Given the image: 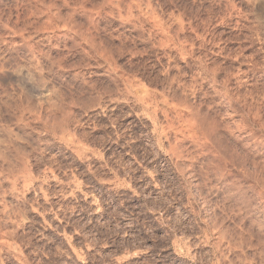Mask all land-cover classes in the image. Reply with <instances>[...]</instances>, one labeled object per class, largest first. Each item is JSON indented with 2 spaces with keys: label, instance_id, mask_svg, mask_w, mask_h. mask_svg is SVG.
<instances>
[{
  "label": "rangeland",
  "instance_id": "374dc122",
  "mask_svg": "<svg viewBox=\"0 0 264 264\" xmlns=\"http://www.w3.org/2000/svg\"><path fill=\"white\" fill-rule=\"evenodd\" d=\"M0 264H264V0H0Z\"/></svg>",
  "mask_w": 264,
  "mask_h": 264
}]
</instances>
